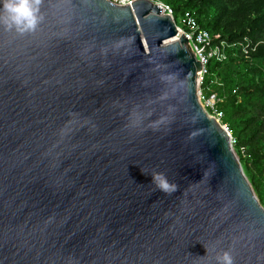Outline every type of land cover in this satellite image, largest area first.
I'll use <instances>...</instances> for the list:
<instances>
[{"label": "water", "instance_id": "obj_1", "mask_svg": "<svg viewBox=\"0 0 264 264\" xmlns=\"http://www.w3.org/2000/svg\"><path fill=\"white\" fill-rule=\"evenodd\" d=\"M39 16L0 26V264H264V209L173 18L151 0Z\"/></svg>", "mask_w": 264, "mask_h": 264}, {"label": "trees", "instance_id": "obj_2", "mask_svg": "<svg viewBox=\"0 0 264 264\" xmlns=\"http://www.w3.org/2000/svg\"><path fill=\"white\" fill-rule=\"evenodd\" d=\"M151 1L169 8L182 31L193 24L207 34L209 46L224 44V59L205 65L200 90L215 95L219 122L264 209V0Z\"/></svg>", "mask_w": 264, "mask_h": 264}, {"label": "clouds", "instance_id": "obj_3", "mask_svg": "<svg viewBox=\"0 0 264 264\" xmlns=\"http://www.w3.org/2000/svg\"><path fill=\"white\" fill-rule=\"evenodd\" d=\"M39 4L40 0H0V26L20 35L33 32L41 20ZM150 176L156 190L166 195L177 190V185L169 181L163 173L153 172ZM215 262L233 264V257L229 251L224 250L215 256Z\"/></svg>", "mask_w": 264, "mask_h": 264}, {"label": "built area", "instance_id": "obj_4", "mask_svg": "<svg viewBox=\"0 0 264 264\" xmlns=\"http://www.w3.org/2000/svg\"><path fill=\"white\" fill-rule=\"evenodd\" d=\"M113 3L121 5H130L132 1L135 0H112ZM161 6L162 12L168 14L172 17L171 11L169 8L163 6L161 3H157ZM173 18V17H172ZM190 23H188L189 25ZM178 28V27H177ZM180 33L184 35L187 39L190 48L196 58V60L201 64V70L197 74V84H198V99L199 103L202 106L206 114L214 119L219 120L221 114L216 111L217 99L215 95L205 96L200 90V85L203 80V76L206 73L205 65L207 64L210 58H215L216 60L224 59V44L220 42L214 46H209L208 36L204 31H194V25L191 24L190 32L186 33L182 29L178 28ZM227 129V128H226ZM232 144V139H231Z\"/></svg>", "mask_w": 264, "mask_h": 264}, {"label": "rangeland", "instance_id": "obj_5", "mask_svg": "<svg viewBox=\"0 0 264 264\" xmlns=\"http://www.w3.org/2000/svg\"><path fill=\"white\" fill-rule=\"evenodd\" d=\"M111 1H112V0H111ZM112 2H113V1H112ZM118 4H120V3H118ZM177 25H178V26H180V25H179V19H177ZM216 120H217V119H216ZM217 121L219 122V120H217ZM219 124H220V122H219ZM221 127H224V128H226V127H225V126H223V125H221Z\"/></svg>", "mask_w": 264, "mask_h": 264}, {"label": "bare ground", "instance_id": "obj_6", "mask_svg": "<svg viewBox=\"0 0 264 264\" xmlns=\"http://www.w3.org/2000/svg\"><path fill=\"white\" fill-rule=\"evenodd\" d=\"M118 5H121V4H118Z\"/></svg>", "mask_w": 264, "mask_h": 264}]
</instances>
